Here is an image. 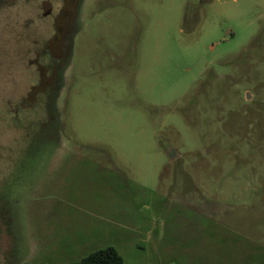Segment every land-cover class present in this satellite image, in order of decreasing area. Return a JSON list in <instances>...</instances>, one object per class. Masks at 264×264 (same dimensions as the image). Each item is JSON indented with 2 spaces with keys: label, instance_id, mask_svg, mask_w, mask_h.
Listing matches in <instances>:
<instances>
[{
  "label": "rangeland",
  "instance_id": "rangeland-1",
  "mask_svg": "<svg viewBox=\"0 0 264 264\" xmlns=\"http://www.w3.org/2000/svg\"><path fill=\"white\" fill-rule=\"evenodd\" d=\"M61 1L0 0V264H264V0Z\"/></svg>",
  "mask_w": 264,
  "mask_h": 264
},
{
  "label": "flooded vegetation",
  "instance_id": "flooded-vegetation-1",
  "mask_svg": "<svg viewBox=\"0 0 264 264\" xmlns=\"http://www.w3.org/2000/svg\"><path fill=\"white\" fill-rule=\"evenodd\" d=\"M18 1V3H20V5H25L27 2H31V1H33V0H17ZM34 1H36V0H34ZM83 1L84 0H62L61 2H62V8L63 9H61L62 11H60V12H57V13H65V12H67L69 15L71 14H73V15H75L76 13H77V10H79V8L81 7V5H82V3H83ZM37 3V2H36ZM38 6V3H37V5H36V7ZM15 7V6H14ZM49 10H48V12H46L45 14H43L42 15V13H41V15H38V16H45V17H52L53 15H55L54 14V12H53V7H52V4L50 3L49 4ZM24 10V12H25V8L23 9ZM26 17L24 16L23 17V19H20L19 20V22H16L15 24H16V26L20 29V30H22L23 29V27L25 28L26 27ZM58 76V75H57ZM57 76H56V74L55 73H53V75L51 76V85L52 84H54L55 83V81H56V79H58L57 78ZM58 81V80H57ZM58 83V82H57Z\"/></svg>",
  "mask_w": 264,
  "mask_h": 264
},
{
  "label": "trees",
  "instance_id": "trees-1",
  "mask_svg": "<svg viewBox=\"0 0 264 264\" xmlns=\"http://www.w3.org/2000/svg\"><path fill=\"white\" fill-rule=\"evenodd\" d=\"M30 264V263H24ZM45 264V263H40ZM71 264H124L122 257L113 247H108L84 257L78 263Z\"/></svg>",
  "mask_w": 264,
  "mask_h": 264
}]
</instances>
